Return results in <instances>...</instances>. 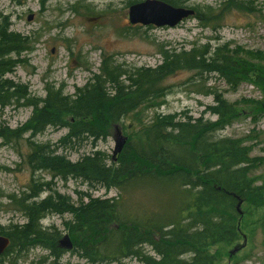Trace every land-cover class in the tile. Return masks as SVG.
Here are the masks:
<instances>
[{
  "label": "trees",
  "instance_id": "trees-1",
  "mask_svg": "<svg viewBox=\"0 0 264 264\" xmlns=\"http://www.w3.org/2000/svg\"><path fill=\"white\" fill-rule=\"evenodd\" d=\"M162 1L179 5L177 0ZM245 5L243 0H223L218 9L194 11V17L214 27L227 11H249ZM9 24L7 18L0 23V107L30 106L32 112L19 128L0 130V137L8 140L26 132L32 138L51 126L67 129L60 138L63 144L84 138L95 144L113 133L130 111L163 96L167 90L164 79L181 70L215 73L232 88L248 81L264 93V52L245 56L239 48L231 50L224 44L212 52L208 45L162 51V62L152 68L124 70L104 59L100 72L74 94L65 95L46 84L43 98L31 97L26 85L4 77L24 61L19 57L32 51L35 39L11 31ZM208 93L213 94L214 102L205 111L216 116L215 120L178 113L160 115L129 135L122 150L111 159L94 150L71 161L50 153L47 144L28 140L31 150L26 161L32 169L63 180L72 177L90 186L114 188L119 193L110 198L89 197L76 206L59 195L36 202L33 198L38 196L39 186L46 183H33L32 190L21 197L8 196L26 221L0 229V235L10 240L0 260L13 250L21 252L34 245L59 258L62 248L58 233L43 230L39 220L46 213L68 212L73 215L67 225L72 250L86 264H123L127 258L142 264H218V246L236 243L240 231L251 232L246 209L264 206V180L258 185L252 176L264 165V156H252V149L241 139L214 138L213 133L242 114L264 113V98L249 101V111H243L219 92ZM142 182L169 187L161 194L162 214L126 212L122 193ZM239 201L241 214L237 211ZM258 224L264 231V219Z\"/></svg>",
  "mask_w": 264,
  "mask_h": 264
},
{
  "label": "rangeland",
  "instance_id": "rangeland-1",
  "mask_svg": "<svg viewBox=\"0 0 264 264\" xmlns=\"http://www.w3.org/2000/svg\"><path fill=\"white\" fill-rule=\"evenodd\" d=\"M140 1L143 0H0V23L7 18L11 31L35 39L31 44L32 51L22 53L19 58L24 61L4 78L26 85L31 97L43 98L46 84L61 89L65 95L74 94L76 88L84 86L100 72L104 59L112 65H120L121 69L130 70L157 66L162 62V51L180 52L202 45H208L212 52L215 47L228 44L229 49L239 48L245 56L248 52H264V0H243L249 11H227L214 27L203 25L193 14L172 28L130 24L129 3ZM177 1V7L204 13L208 7L218 9L223 0ZM29 14H33L31 20H27ZM163 85L167 89L163 96L151 98L130 111L113 133L95 144L89 138L63 144L60 138L67 129L51 126L32 138L29 132L9 140L0 137V229L7 230L10 225L25 223L26 217L15 204L10 203L8 196L21 197L30 191L33 183H46L39 186L38 196L33 198L36 202L47 197L56 199L59 195L76 206L81 201H88L89 197L110 198L117 197L119 193L114 188L90 186L72 177L63 180L44 170L32 169L26 161L31 150L29 141L47 144L50 153L64 155L71 161L94 150L104 152L111 159L118 138L115 134L117 129L128 137L150 125L160 115L173 113L215 120L216 116L205 111L214 102L213 94L208 93L210 91L219 92L243 111H249V101L264 98V93L248 81L232 88L215 73L197 74L195 70L178 71L165 78ZM31 112L30 106L0 107V130L19 128ZM213 134L214 138L241 139L252 149V156H264V113L256 116L242 114ZM252 176L256 184H261L264 165ZM168 189L148 182L134 185L122 193L125 197L123 207L130 215L151 211L162 214L161 194ZM246 210L251 232L240 231V239L236 243L218 246V264H264V231L258 224L264 219V206ZM72 219L73 215L68 212L46 213L39 224L49 233H58L60 240L65 234L70 236L67 225ZM240 245V249L230 256V251ZM60 248V257L56 259L40 245L30 246L21 252L13 250L0 260V264H86L72 249ZM146 251H150L149 248ZM123 264L142 263L127 258Z\"/></svg>",
  "mask_w": 264,
  "mask_h": 264
},
{
  "label": "water",
  "instance_id": "water-1",
  "mask_svg": "<svg viewBox=\"0 0 264 264\" xmlns=\"http://www.w3.org/2000/svg\"><path fill=\"white\" fill-rule=\"evenodd\" d=\"M193 14L194 11L192 9L176 7L162 0H143L131 4L128 8V20L130 24H140L143 26L153 25L155 27H175ZM32 18L33 14L27 16V20H31ZM115 134L118 138L112 153L113 158L122 150L126 142V136L122 135L120 130L117 129ZM240 205L241 202L239 201L237 204V211L241 214ZM9 243L10 241L8 237L0 235V255L5 252ZM59 245L65 249L72 248V242L67 234L63 235L59 240ZM240 247H235L230 251V255L234 254L236 250L240 249Z\"/></svg>",
  "mask_w": 264,
  "mask_h": 264
},
{
  "label": "bare ground",
  "instance_id": "bare-ground-1",
  "mask_svg": "<svg viewBox=\"0 0 264 264\" xmlns=\"http://www.w3.org/2000/svg\"><path fill=\"white\" fill-rule=\"evenodd\" d=\"M9 241H10V240H9ZM9 244H10V243H9ZM8 246H9V245H8ZM7 248H8V247H7ZM1 255H2V254H1ZM1 255H0V256H1Z\"/></svg>",
  "mask_w": 264,
  "mask_h": 264
}]
</instances>
